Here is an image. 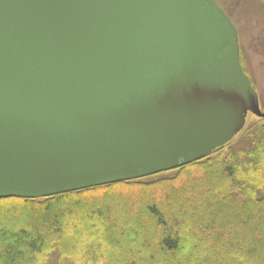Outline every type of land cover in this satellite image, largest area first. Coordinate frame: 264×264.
Segmentation results:
<instances>
[{"label": "water", "instance_id": "obj_1", "mask_svg": "<svg viewBox=\"0 0 264 264\" xmlns=\"http://www.w3.org/2000/svg\"><path fill=\"white\" fill-rule=\"evenodd\" d=\"M264 117L215 0H0V199L140 179Z\"/></svg>", "mask_w": 264, "mask_h": 264}, {"label": "trees", "instance_id": "obj_2", "mask_svg": "<svg viewBox=\"0 0 264 264\" xmlns=\"http://www.w3.org/2000/svg\"><path fill=\"white\" fill-rule=\"evenodd\" d=\"M259 119L245 132L248 159H222V147L171 170L172 178L166 171L50 197L0 199V264H264ZM199 166L198 175L175 183ZM116 186L141 189L128 195L114 193Z\"/></svg>", "mask_w": 264, "mask_h": 264}, {"label": "rangeland", "instance_id": "obj_3", "mask_svg": "<svg viewBox=\"0 0 264 264\" xmlns=\"http://www.w3.org/2000/svg\"><path fill=\"white\" fill-rule=\"evenodd\" d=\"M230 16L238 32L240 46V62L241 65L250 77L255 90L259 97V109L264 112V4L259 0H215ZM260 119L248 114L243 131L239 133L227 147H224L219 153L222 159H228L229 154L236 155L237 159H248L247 151L251 147L250 139L245 136L247 129ZM213 157V156H211ZM215 157H213L214 159ZM201 167H196L187 175L180 174L178 181L169 180L167 183L175 182L184 183L189 178L195 177L201 172ZM175 172L168 173V177L175 176ZM151 179V177H148ZM141 189L140 186H116L114 193L130 194L129 192H137ZM156 189V188H155ZM132 194V193H131ZM159 192H157V195ZM87 193L86 196H89ZM114 199H117L115 197ZM1 207H6L2 205Z\"/></svg>", "mask_w": 264, "mask_h": 264}]
</instances>
